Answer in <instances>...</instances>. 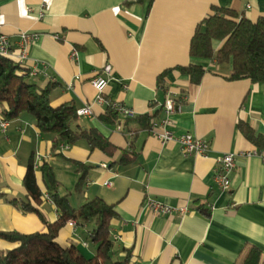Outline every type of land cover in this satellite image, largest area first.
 Returning <instances> with one entry per match:
<instances>
[{
	"label": "crops",
	"instance_id": "1",
	"mask_svg": "<svg viewBox=\"0 0 264 264\" xmlns=\"http://www.w3.org/2000/svg\"><path fill=\"white\" fill-rule=\"evenodd\" d=\"M212 5L252 20L264 16V0H0V33L13 43L23 32L37 35L23 65L26 71L37 69L30 82L39 88L55 84L53 106H88L91 114L77 116L73 126L95 128L118 148L108 157L91 150L84 139L54 145V135L40 132L31 115L7 120L5 105H0V231H46L38 214L11 202L26 199L23 178L29 162L41 191V214L47 222L58 218L39 169L47 163L59 182L58 194L67 195L72 207L93 198L113 205L117 217L110 237H116V257L131 249L132 264H242L246 246L254 245L264 261V160L246 155L263 148L239 128L246 124L264 137V83L230 80L231 61L189 54L196 26L212 13ZM221 45L213 41L215 50ZM105 64L112 67L109 74L102 71ZM188 64L205 69L198 84L175 69ZM100 75L108 80L103 98L131 108L135 117L117 114L112 124L98 119L109 107L97 101L91 84ZM170 96L181 109L170 116L174 123L169 128L206 141V157L184 154L175 141L160 142L150 126L142 128L135 120L145 114L163 119L162 105ZM122 150H134L136 160L119 163ZM223 153L235 159L229 190L213 179L216 158ZM147 197L187 211L152 214L144 206ZM94 227V220L69 219L56 240L91 258ZM13 246L0 239L1 249Z\"/></svg>",
	"mask_w": 264,
	"mask_h": 264
},
{
	"label": "trees",
	"instance_id": "2",
	"mask_svg": "<svg viewBox=\"0 0 264 264\" xmlns=\"http://www.w3.org/2000/svg\"><path fill=\"white\" fill-rule=\"evenodd\" d=\"M140 1V0H136ZM131 1L127 2L130 3ZM212 13L202 19L196 26L189 43V54L193 57L212 58L218 63L231 61L230 80L248 79L251 82L264 83V16L255 20L239 14L234 9L212 5ZM202 27L204 29L202 30ZM222 41L215 50L213 41ZM180 73L188 75L193 84H198L205 69L201 65H178ZM164 74V73H163ZM160 76V82L163 80ZM55 84L39 88L30 82L28 71L15 61L0 55V105H5L2 115L5 119L17 118L22 113L31 115L40 132L54 135V145L59 142L74 144L84 139L89 148L99 149L108 157H113L118 148L95 128H79L73 124L77 120L76 109L67 104L53 106L50 93ZM117 111L108 107L98 119L105 124H112L117 118ZM155 114H145L135 118L142 128H148ZM244 136L256 146L264 149V137L255 134L246 124H239ZM137 153L121 151L119 163L128 164L135 161ZM42 178L47 191L58 210V218L47 222L38 206L41 191L36 181L32 162L26 166L23 186L26 199L11 200L24 212L38 214L46 225L45 232L21 233L17 231H0V239L14 244L10 249L0 248V264H132L134 257L131 249H123V257L115 255V240L110 237L111 221L117 217L113 205L100 198H93L77 208L72 207L67 195H59V182L52 167L47 163L40 166ZM85 170V169H84ZM83 170L78 184L85 174ZM69 219L83 222L94 220L95 227L89 237L96 244L95 255L85 257L74 245L62 246L56 238L59 230ZM262 251L247 245L242 264H264Z\"/></svg>",
	"mask_w": 264,
	"mask_h": 264
},
{
	"label": "built area",
	"instance_id": "3",
	"mask_svg": "<svg viewBox=\"0 0 264 264\" xmlns=\"http://www.w3.org/2000/svg\"><path fill=\"white\" fill-rule=\"evenodd\" d=\"M43 7V5H42ZM37 37L36 34H28L23 32L20 34L19 39L16 43H13L7 35L0 33V55L11 58L19 66L23 68L24 61L28 57L29 46L31 42ZM71 58L74 59L77 55L76 50H72ZM111 65L105 64L102 71L105 74L111 72ZM37 69H31L28 71L29 76L35 75ZM107 78L104 76H97L91 80L93 88L97 91V101L100 103H106L109 107L115 109L119 115L123 118H133L136 116L135 112L131 108H127L116 102H108L102 96V93L107 85ZM165 116L161 120L151 121L149 131L150 133L158 138L160 142L165 143L169 141H175L179 144L181 150L184 154H195L203 157L207 156L208 143L200 138L194 137L189 133L175 134L169 126L173 125V120L171 115L181 109V103L176 100L173 96L168 97L162 105ZM77 116H86L91 114V110L88 106L81 107L76 110ZM160 129V130H159ZM247 156L258 155L262 160H264V149H253L252 151L246 152ZM217 167L214 169L213 179L217 186L222 190L230 189V177L229 173L235 166L234 154L223 153L216 158ZM103 167H106L103 164ZM105 185H110L109 181L104 183ZM46 198L49 196L45 194ZM145 208L155 215H169L174 216L181 215L187 211L185 207H175L167 202L155 199L153 197L145 198L144 203ZM116 238V237H115ZM114 238V240H115ZM83 244L86 245V242Z\"/></svg>",
	"mask_w": 264,
	"mask_h": 264
},
{
	"label": "bare ground",
	"instance_id": "4",
	"mask_svg": "<svg viewBox=\"0 0 264 264\" xmlns=\"http://www.w3.org/2000/svg\"><path fill=\"white\" fill-rule=\"evenodd\" d=\"M77 115V114H76Z\"/></svg>",
	"mask_w": 264,
	"mask_h": 264
}]
</instances>
